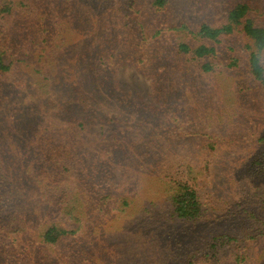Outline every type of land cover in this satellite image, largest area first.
<instances>
[{"label":"rangeland","instance_id":"1","mask_svg":"<svg viewBox=\"0 0 264 264\" xmlns=\"http://www.w3.org/2000/svg\"><path fill=\"white\" fill-rule=\"evenodd\" d=\"M19 1L24 13H0V264H264V89L248 40L224 38L210 59L176 51L238 4L264 29V0L0 9ZM167 175L198 192L196 222L172 216ZM45 227L69 235L45 246Z\"/></svg>","mask_w":264,"mask_h":264},{"label":"trees","instance_id":"2","mask_svg":"<svg viewBox=\"0 0 264 264\" xmlns=\"http://www.w3.org/2000/svg\"><path fill=\"white\" fill-rule=\"evenodd\" d=\"M26 1L29 2L32 0ZM62 1L84 3L86 0ZM34 2H36V0H34ZM167 3L168 0H152L151 7L155 11H161L165 8ZM30 6L33 7L31 9L32 11L36 10L34 6ZM26 7L29 8L28 5H26ZM12 9H15L19 14L24 13L21 12L22 9H24L23 2H10L7 6H4L3 9H0V13L9 17L11 16L10 14H12L10 13ZM248 13L249 8L247 5L238 4L234 6L228 12L226 21L222 26L213 28L207 24L200 25L199 30L195 35L200 44L194 49L190 48L186 44H179L176 46V51L182 56L192 55L193 58L191 59L193 61L204 58L210 59L211 57L215 56L216 46L220 44L222 39L233 36L235 33H240L245 37V39L248 40V43L245 45V50L247 52L245 68L247 73L250 77H252L254 82L258 83L264 89V29L256 26L254 22L248 18ZM25 18L29 19L30 16H26ZM25 26L27 28L29 27L27 25ZM184 28V25H182L175 29L176 31H179L183 30ZM0 37V40L4 39L3 35ZM200 70L202 73H210L213 70V66L210 65L209 62H205L200 66ZM9 71V66L5 65L2 61V51L0 50V75H6L9 73ZM187 180L188 179H171V176L167 175L164 179V181L167 183L163 185H165V188L167 185H169V189L171 190V193L169 192L170 196L168 199L172 206V216L181 221L196 222L202 216L200 197L193 184H189ZM12 189L13 186L9 188V191L6 195V198L9 196V199H7L9 202L8 204H10V202L14 204V199L16 198V196L13 195ZM16 190L19 193L18 189ZM35 210L37 209L35 208ZM0 213L5 212H2L0 209ZM0 231L4 230L2 229ZM2 235H4V232H2ZM67 235H69L68 232L56 227H50L47 230L46 227L42 228L41 234L39 236L41 239L40 244L45 246H53L59 239Z\"/></svg>","mask_w":264,"mask_h":264}]
</instances>
